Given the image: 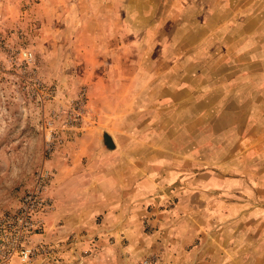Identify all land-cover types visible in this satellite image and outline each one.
I'll return each mask as SVG.
<instances>
[{
  "label": "rangeland",
  "instance_id": "1",
  "mask_svg": "<svg viewBox=\"0 0 264 264\" xmlns=\"http://www.w3.org/2000/svg\"><path fill=\"white\" fill-rule=\"evenodd\" d=\"M0 12L33 55L0 80V216L50 174L35 264H264V0Z\"/></svg>",
  "mask_w": 264,
  "mask_h": 264
},
{
  "label": "built area",
  "instance_id": "2",
  "mask_svg": "<svg viewBox=\"0 0 264 264\" xmlns=\"http://www.w3.org/2000/svg\"><path fill=\"white\" fill-rule=\"evenodd\" d=\"M2 21L0 12V80H6L13 67L24 73L33 63V55L19 48L17 55L12 56L14 50L8 35L1 29ZM49 180L48 172H39L32 190L22 197L20 204L11 213L0 216V264H35L37 254L47 253L46 248L35 244V237L44 231L41 216L52 209V201L46 196Z\"/></svg>",
  "mask_w": 264,
  "mask_h": 264
},
{
  "label": "water",
  "instance_id": "3",
  "mask_svg": "<svg viewBox=\"0 0 264 264\" xmlns=\"http://www.w3.org/2000/svg\"><path fill=\"white\" fill-rule=\"evenodd\" d=\"M103 140H104V145L107 148H112L113 147V143L111 141V139L109 137H107L106 135H103Z\"/></svg>",
  "mask_w": 264,
  "mask_h": 264
},
{
  "label": "crops",
  "instance_id": "4",
  "mask_svg": "<svg viewBox=\"0 0 264 264\" xmlns=\"http://www.w3.org/2000/svg\"><path fill=\"white\" fill-rule=\"evenodd\" d=\"M62 191H63V190H60V189H59V190L57 191V192H58L57 195L60 196V195L62 194Z\"/></svg>",
  "mask_w": 264,
  "mask_h": 264
}]
</instances>
